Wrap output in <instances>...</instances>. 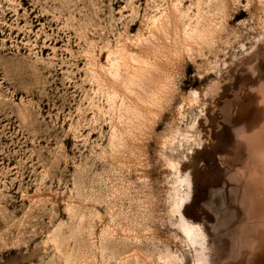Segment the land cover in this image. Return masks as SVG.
<instances>
[{
  "label": "rangeland",
  "instance_id": "374dc122",
  "mask_svg": "<svg viewBox=\"0 0 264 264\" xmlns=\"http://www.w3.org/2000/svg\"><path fill=\"white\" fill-rule=\"evenodd\" d=\"M197 255L264 264V0H0V264Z\"/></svg>",
  "mask_w": 264,
  "mask_h": 264
},
{
  "label": "bare ground",
  "instance_id": "6f19581e",
  "mask_svg": "<svg viewBox=\"0 0 264 264\" xmlns=\"http://www.w3.org/2000/svg\"><path fill=\"white\" fill-rule=\"evenodd\" d=\"M176 10L177 7H174ZM169 23V16L168 14L161 15L159 18H154L152 24L155 30H162L163 33H165L167 30ZM197 25H194L191 29V34H196L195 30L197 29ZM168 29V28H167ZM190 34V33H189ZM190 34V36H192ZM118 72V71H117ZM116 73V72H115ZM117 75V73L115 74ZM182 198V197H181ZM182 204V200L177 203L178 207H180ZM194 225V224H193ZM193 225L186 223L185 221L179 226V229L182 233L186 236V241L190 247L193 248L194 252L197 254L200 248L203 247L202 242H200V232L195 229H193ZM203 241V239H202ZM168 260V259H166ZM171 261V260H170ZM194 264H203V257L197 255L196 261Z\"/></svg>",
  "mask_w": 264,
  "mask_h": 264
}]
</instances>
